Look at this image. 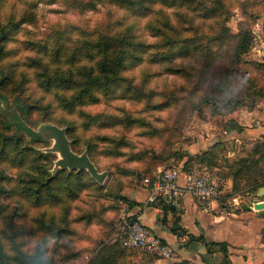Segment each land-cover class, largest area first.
<instances>
[{
  "label": "rangeland",
  "instance_id": "1",
  "mask_svg": "<svg viewBox=\"0 0 264 264\" xmlns=\"http://www.w3.org/2000/svg\"><path fill=\"white\" fill-rule=\"evenodd\" d=\"M133 10L122 0H0V21L8 32L0 50V78L5 73L11 95L8 112L20 101L28 129L39 132L51 124L68 133L71 128L73 151L91 153L99 172L107 173L100 184L87 171L56 170L59 155L46 152L54 141L34 140L16 130L33 142L32 157L47 156L41 162L50 168L52 180L61 171L64 177L75 175V184H85L70 195L74 184L66 182L60 203H40L32 192H23L27 183L20 181L29 180V172L35 174L31 165L38 162L2 159L0 171H7L6 185L13 191L0 195V203L9 206L6 217H0L8 253L18 247L34 254L41 246L48 264H88L108 248L122 212H130L122 198H130L131 190L157 168L174 166L220 179L230 202L234 197L264 198L258 195L264 187L248 193L233 178L237 163L264 142V0H195L185 9L178 2L168 6L156 1L144 15ZM167 16L186 38H200L207 45L224 36V42L209 44L202 54L193 45L167 53L141 48L125 62L107 93L95 91L94 98L69 111L70 97L80 91L74 82L99 61L69 60L71 52L87 40L131 27L140 41L156 46ZM244 30L252 41L237 62L239 38L232 37ZM56 50L62 51L61 58ZM212 152V166L197 159ZM16 206L15 230L28 232L12 241L3 232Z\"/></svg>",
  "mask_w": 264,
  "mask_h": 264
},
{
  "label": "trees",
  "instance_id": "2",
  "mask_svg": "<svg viewBox=\"0 0 264 264\" xmlns=\"http://www.w3.org/2000/svg\"><path fill=\"white\" fill-rule=\"evenodd\" d=\"M156 1H159L161 5L166 4L168 6L174 5L178 2V6L180 3V7L184 9L195 3V0H140L139 2H136V0H122V3L127 4L130 9H134L133 12L139 16L141 14L144 15V11H149L150 8L153 9V5ZM203 3L205 4V2ZM167 21V28H165V30H161L158 36L159 43L156 46H150L149 44L140 41L138 39L139 37L134 32L135 30L131 27L128 32H123L117 35L107 34L101 36L100 38L87 40V42L80 46L77 51L74 50L71 52L72 57L69 58V60L89 59L99 61L97 62L95 68L82 75L80 80L74 82L76 88L79 87L80 91L78 94H74L70 97V104L67 106L69 111H74L75 107L80 103L82 104L84 100H87L90 97L94 98L95 91L100 90L102 93H107V91L117 82L119 78L118 75H120V71L125 65V62L132 57H136L141 48L150 47L152 49H156L158 52L163 51L167 53V51H173L178 46H185L189 48L193 45L195 48H198V50H201L200 53L202 54L206 53V48L209 44L211 46H216L221 45L224 42V38H222L224 36H219V38H214L210 41V43L205 45V40L203 39L186 38L185 34L180 31L181 27L174 26L172 24L170 16H167ZM152 24H148V27ZM227 29L228 28H226L225 33L229 32ZM7 35L8 32L6 31V27L0 21V50L3 48L2 42L7 38ZM232 38H234V40H238L239 38V43L237 45L238 51L235 55L236 61L238 62L241 59L240 57L242 53L249 51L252 38L245 30L242 31L239 36L234 35ZM55 54L58 58H61L62 51L56 50ZM108 60H110V62H108ZM176 71L181 72L182 70ZM7 79L8 78L5 73L3 74V77L0 78V161L2 159H8L23 163L28 158H31L33 162H38L35 164L32 163L31 165V168L33 169L31 172H34L35 174L29 172V180L22 178L20 181L27 183L23 192H32L40 203L46 202L49 199L60 203L63 200L61 193L63 192L64 184L66 182H70L71 186L74 184L71 188L70 195H76L75 189L77 187H82L85 184L83 183L84 180H80L75 184V175L64 177L62 174L59 175L61 171H58L52 180L50 177V168L46 163L41 162V159L46 158L47 156L36 154L32 157L33 154L30 152L33 151V148L30 144L33 142L31 143L26 141L22 135L16 133V130L25 131L34 140H36L39 136V134L33 132L31 129H28L22 121L20 111L24 109V106L20 101L15 102L13 112H8L7 104L11 99V95L6 89V84H8ZM94 119L95 118H91V122H94ZM67 135L68 138L71 137V128H69ZM255 147L256 148L253 150L249 158L241 159L237 163L239 167L237 172L233 175L234 180L240 183V187H242L241 185H244L243 190H247L248 193H253L258 188L260 189L264 187V142L261 143V145L257 144ZM89 155L91 156V153H89ZM197 159H200L202 163L207 162L210 166H212L216 160V155L214 152L211 154L204 153L197 156ZM172 167L174 166L165 168L170 169ZM155 170L146 174L142 178L139 188L143 187L144 179ZM181 170L187 174L192 172L190 170ZM9 178L10 176L7 171L2 169L0 171V195L2 196L11 195L13 193L11 188L6 185V181ZM137 189L131 190L130 194ZM122 199L123 202L126 203L129 211H131L136 205L131 198L123 197ZM157 207L162 210V213L172 212L179 219L181 218L180 213L176 212L167 205L160 203ZM8 210L9 206L6 203H0V217L5 218ZM19 211V206L14 207V213L10 219H8L9 229L3 232L7 240L14 241L16 236L28 232L26 228H20L17 231L15 230L17 224L16 217H18ZM178 224L179 222L174 224L172 231L181 237L183 236L184 230L180 228ZM111 231V234H109L108 248L100 251L93 259L90 260L88 264H153V261L157 259L154 255L145 253L139 249H127L123 245L125 234L120 231L119 219H117L115 226ZM7 232H10V236L7 235ZM214 247H219L222 250L227 249L226 244H215ZM0 264L48 263L44 257V251L41 246L37 248L34 254L24 253L18 247L16 248L15 253H8L5 248L3 238L0 236Z\"/></svg>",
  "mask_w": 264,
  "mask_h": 264
},
{
  "label": "crops",
  "instance_id": "3",
  "mask_svg": "<svg viewBox=\"0 0 264 264\" xmlns=\"http://www.w3.org/2000/svg\"><path fill=\"white\" fill-rule=\"evenodd\" d=\"M185 174L180 176L182 186ZM129 197L136 204L130 211L133 216L177 252L173 261L157 258L153 264H264V212L254 209V204L264 202V198L238 201L234 197L230 202L223 190L213 203L214 211L206 214L186 195V208L179 219L172 212L162 213L156 206H145L148 192L143 188L133 191ZM244 205L251 209L243 210ZM177 222L184 230L181 237L172 231ZM182 237L188 240L184 246L179 244ZM215 244H226L227 249L214 247Z\"/></svg>",
  "mask_w": 264,
  "mask_h": 264
},
{
  "label": "built area",
  "instance_id": "4",
  "mask_svg": "<svg viewBox=\"0 0 264 264\" xmlns=\"http://www.w3.org/2000/svg\"><path fill=\"white\" fill-rule=\"evenodd\" d=\"M182 170L177 167L170 169L158 168L143 181V189L147 190L148 197L145 206L167 205L182 214L185 211L184 199L191 196L204 213L214 211L213 203L220 197L223 182L220 179H211L207 175L196 173L185 174V185L179 183ZM120 231L125 234L123 245L127 249H139L156 256L158 259L173 261L176 250L157 234L142 224L130 212H122L119 217ZM187 238H179V244H187Z\"/></svg>",
  "mask_w": 264,
  "mask_h": 264
},
{
  "label": "water",
  "instance_id": "5",
  "mask_svg": "<svg viewBox=\"0 0 264 264\" xmlns=\"http://www.w3.org/2000/svg\"><path fill=\"white\" fill-rule=\"evenodd\" d=\"M35 133L39 134L37 139L44 141H54L52 146L46 149V152L59 155V158L55 163L56 170L69 169L87 171L90 176L98 183L102 184L104 182L107 177V173L99 172L98 168L93 163L88 153L84 152L82 154H78L73 151L71 141L69 140L67 135V129L50 124L43 126L39 132ZM242 209L245 211H249L251 207L248 205H244ZM254 209L264 212V202H257L256 204H254Z\"/></svg>",
  "mask_w": 264,
  "mask_h": 264
},
{
  "label": "bare ground",
  "instance_id": "6",
  "mask_svg": "<svg viewBox=\"0 0 264 264\" xmlns=\"http://www.w3.org/2000/svg\"><path fill=\"white\" fill-rule=\"evenodd\" d=\"M259 196H264V188H262L259 193H258Z\"/></svg>",
  "mask_w": 264,
  "mask_h": 264
}]
</instances>
